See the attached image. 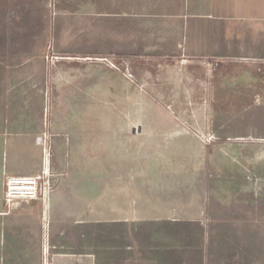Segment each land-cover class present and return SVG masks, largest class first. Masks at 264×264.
<instances>
[{"label": "crops", "instance_id": "0c3cea01", "mask_svg": "<svg viewBox=\"0 0 264 264\" xmlns=\"http://www.w3.org/2000/svg\"><path fill=\"white\" fill-rule=\"evenodd\" d=\"M16 1L0 0V264H264V157L221 146L225 125L98 123L80 105L140 96L131 68L156 69L160 95L179 68L234 66L262 112L264 0H89L72 16ZM50 52L101 59L62 68ZM248 128L241 146L264 147V123ZM45 172L47 193L7 202L8 178Z\"/></svg>", "mask_w": 264, "mask_h": 264}, {"label": "rangeland", "instance_id": "374dc122", "mask_svg": "<svg viewBox=\"0 0 264 264\" xmlns=\"http://www.w3.org/2000/svg\"><path fill=\"white\" fill-rule=\"evenodd\" d=\"M88 4L89 0H27L26 7L14 2V8L19 11L32 12L39 16L47 14L46 4L50 3V9L56 11L57 7L63 9L67 16H72L79 7L78 3ZM2 10V9H0ZM4 10V9H3ZM72 25V20L70 21ZM84 24H88V19ZM51 62H62V68H87L91 63L100 60L95 56H77L71 53L56 55L50 52L48 56ZM106 60V59H102ZM117 73H121L120 68H114ZM153 68H131V80L135 88L141 89L143 93L138 97H131L129 101L121 99H98L82 102V107H93L96 109V117L92 116V122L98 123H120V122H140V123H179V124H212L225 125V129L212 132L213 137L219 138L221 146L226 149H235V154L264 157V147H253L252 144L241 146L240 139L251 137L248 131L250 123H264V110L262 112L251 110L253 102L249 97V68L234 66L228 67H188L175 70L174 75L178 82L173 86L172 91L167 88L159 94H155ZM175 87V88H174ZM157 96V97H155ZM261 102H264L261 101ZM56 107L70 109L71 113L78 109L79 105L73 101H53ZM174 108L177 115L164 116L156 115V108ZM123 108H129L128 116L121 115ZM135 109L145 110V114H136ZM83 122H89V117H82ZM66 122H75L74 116H66ZM78 120V118H77ZM78 122V121H76ZM246 126V127H244ZM241 127V128H240ZM246 129V131L244 130ZM212 137V138H213ZM244 143V142H243ZM257 182L261 186L264 175L260 168L255 171Z\"/></svg>", "mask_w": 264, "mask_h": 264}, {"label": "built area", "instance_id": "2783aa9c", "mask_svg": "<svg viewBox=\"0 0 264 264\" xmlns=\"http://www.w3.org/2000/svg\"><path fill=\"white\" fill-rule=\"evenodd\" d=\"M49 188V172L36 177H11L6 183V199L10 204L38 199Z\"/></svg>", "mask_w": 264, "mask_h": 264}]
</instances>
